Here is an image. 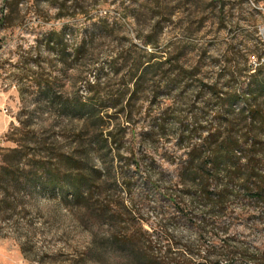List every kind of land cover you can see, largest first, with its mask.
I'll return each mask as SVG.
<instances>
[{"label": "rangeland", "instance_id": "374dc122", "mask_svg": "<svg viewBox=\"0 0 264 264\" xmlns=\"http://www.w3.org/2000/svg\"><path fill=\"white\" fill-rule=\"evenodd\" d=\"M83 1L80 17L57 19L54 8L44 2L34 5L33 0H0V172L5 167L2 156L23 145L33 134L53 138L64 148L73 143L78 125L73 123L74 128L68 125L59 109L50 103L51 98H71L75 91L61 72L60 44L51 34L53 31L63 26L61 42L70 54L77 40L88 38L87 25L105 18L110 27L107 35L93 39L97 48L92 57L94 69L109 73V62L129 52L146 63L151 49L141 44L145 31H139L130 16L123 15L119 9L122 5L131 12L139 0ZM213 3L211 11L215 17L205 21L200 32L188 39L182 64H200L202 71L198 79L206 85L205 95V89L215 82L219 95L229 91L239 93L247 82L245 66L256 70L264 64V0H213ZM49 39L52 43L47 42ZM167 39V35H162L160 43ZM133 45L143 53L132 49ZM157 50L164 51V47ZM226 68H231L233 74L228 75ZM260 74L264 76V68ZM47 83L50 92L43 96ZM183 86L187 88L190 103L194 102L199 83L188 81L172 91L170 101L160 96L152 108L149 107L150 97L138 103V116L126 130V136L116 147L112 145L103 152L107 155V167L93 152L92 167L100 176L109 169L110 176L115 177L122 169L129 178L127 188H118L116 192L126 208L114 213L117 224L111 230L119 232L122 238L126 234L135 236L130 245L138 253L137 259L109 252L102 254L110 229L106 224L92 228L77 220L51 191H43L37 185L24 189L22 175L13 167L15 175L12 177L16 182H11L8 188L0 182V264H163L164 249L172 254L189 249L190 255L186 258L190 262H201L199 257L212 246L216 252L209 254L206 262L264 264V202L252 203L245 211H241L240 205L231 206L228 213L220 216L212 233L207 232L202 237L189 227L184 214L176 213L166 203L161 206L157 203L155 190L167 183L172 172L168 163L181 153L177 135L182 123L176 118L189 113L187 106L177 103ZM80 91L85 95V89ZM169 103L174 111L164 118V131L158 134V109ZM240 103L234 106L235 111ZM201 106L196 104L195 107L200 109ZM211 106L217 107L216 100ZM49 123L57 127L60 124V127L48 132L43 124ZM150 130L153 138L142 141L141 135ZM28 144L27 153H34V145L31 141ZM128 150H132L134 158H128ZM125 159L129 160L126 166ZM27 160L29 157L20 159L23 170H27ZM135 165L139 166L138 171ZM161 171L165 172V178L159 182ZM147 178L149 184H146ZM193 214L195 216L196 210ZM133 218L141 220L143 229L153 235L150 245L137 234ZM90 233L96 237L95 241L89 237ZM226 252H230L228 258Z\"/></svg>", "mask_w": 264, "mask_h": 264}, {"label": "trees", "instance_id": "16d2710c", "mask_svg": "<svg viewBox=\"0 0 264 264\" xmlns=\"http://www.w3.org/2000/svg\"><path fill=\"white\" fill-rule=\"evenodd\" d=\"M41 2L54 8L57 19L80 17L84 8L83 0H33L34 5ZM213 4V0H139L131 12L120 5L123 15L130 16L139 31H145L140 41L151 51L145 64L130 52L120 54L109 62V73L94 69L92 60L97 50L94 37L107 35L110 28L105 18L87 25L88 38L77 40L70 54L61 42L63 26L53 31L51 34L60 44L61 72L68 77L75 91L71 98H51L50 103L59 109L68 125L72 128L75 127L73 123L78 125L73 143L64 148L53 138L35 134L26 138L23 145L2 156L5 165L0 172L2 186L8 188L11 182H16L12 177L15 175L12 169L16 168L22 175L24 189L37 185L43 191H51L77 220L92 228L106 224L110 229L102 254L109 252L114 256L137 259L138 253L130 245L135 236L126 234L122 238L119 232L111 230L117 224L114 213L126 208L116 192L118 188H127L129 178L122 169L115 177L110 176L109 169L100 176L92 167L93 152L107 167V155L103 152L112 145L116 147L126 136V130L138 116L139 102L150 97L149 107L152 108L160 96L170 101L173 90L182 83L195 81L199 83V93L194 102L190 103L186 96V86L177 96V103L187 106L189 113L176 118L182 123L177 135L181 153L168 163L172 172L167 183L155 190L158 205L166 203L176 213L184 214L189 227L202 237L207 232L212 233L220 216L228 213L231 206L240 205L241 211H245L252 203L264 202V76L260 74L264 64L256 70L245 66L247 82L241 92L229 91L223 95H219L216 82L205 89V95L203 88L206 85L198 79L202 71L200 64H182L188 39L200 32L205 21L215 17L211 11ZM162 35H167L168 39L160 43ZM47 42L52 43V40ZM161 46L164 51L157 50ZM132 49L143 53L135 45ZM252 57L259 60L255 55ZM67 71H70L68 76ZM226 71L228 75L234 72L231 68ZM80 89H85V95ZM49 92L50 84L47 83L43 96ZM213 100H216L215 109L211 106ZM238 103L240 108L235 111L234 106ZM196 104L202 105L201 108H196ZM173 111L170 103L158 109V134L164 131V118ZM146 115L151 117L148 111ZM43 125L48 132L57 127L55 123ZM153 136L150 130L141 135V140H150ZM29 141L34 145L32 154L26 151ZM127 155L129 159L134 158L132 150H128ZM25 157H29L27 170L20 168V159ZM128 162V159L123 160L125 166ZM135 169L138 171L139 166L135 165ZM164 178L165 172L161 171L158 181ZM146 184H149V178ZM133 221L137 234L150 245L153 235L143 229L141 220L133 218ZM89 237L96 240L92 233ZM215 252V247H209L204 256L199 257L201 262H190L186 258L190 255L189 249L180 254L164 249L162 261L163 264H219L205 260ZM229 253L226 252L225 257L228 258Z\"/></svg>", "mask_w": 264, "mask_h": 264}]
</instances>
